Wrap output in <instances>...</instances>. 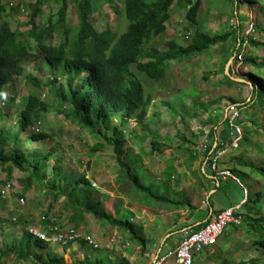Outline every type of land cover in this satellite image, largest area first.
<instances>
[{"label": "rangeland", "instance_id": "1", "mask_svg": "<svg viewBox=\"0 0 264 264\" xmlns=\"http://www.w3.org/2000/svg\"><path fill=\"white\" fill-rule=\"evenodd\" d=\"M35 1L2 0L6 7L5 13L2 15L3 19L8 20L11 28L17 31L30 29V26L27 25L30 13L27 3ZM73 1L67 0L65 16V21L70 26V37L74 35L77 29V17L74 12ZM188 1L175 0L172 3L171 18L167 22V30L151 43L152 46L165 49L167 41L171 38H175L176 41L183 44L190 41L191 32L196 25L190 23L186 18V13L196 0H192L191 3ZM201 2L202 5L198 17L203 24L202 29L211 34L229 33L227 40L212 46L206 52L194 56L191 60L179 63L170 62L166 77L162 81L153 82L145 76L139 75L145 92L150 93L152 96L146 120L141 123L130 120L127 126L115 135H113V129H111L115 124H112L109 129L101 127L106 136L119 137L125 140L126 143L123 149L127 153L126 161L129 162L133 171L144 180L143 183L150 186L156 193L160 192L161 195L165 196L167 194L163 188V183L168 185L180 183L177 172H183V169L177 171V167L187 166V170L190 171V148L192 144L199 140L196 127H201L199 130L200 134L204 132L203 127L210 128V122L207 119L209 118L208 115L213 113V109L210 107L209 110H206V114L205 112L200 114L201 108L198 106L196 97L201 98V100L204 99L203 101L206 102L221 93L216 90L220 81L215 80L222 74L225 77L228 76L226 74V66L237 51L238 26L241 33L246 28V13L249 8L246 3L240 4L237 9L234 0H201ZM255 2L251 4V7L258 16V18H255L256 30L244 50L240 74H251L264 79L263 69H257L244 62L245 57L249 56L255 57L258 61L264 58V0H255ZM11 3L19 5L20 8L24 7L25 11L20 10L21 13H15V6L11 7ZM60 3L61 0L45 2L42 5L43 11L38 16L37 22L41 26H46L49 20L56 24V12ZM94 5L95 10L89 16V20H91L97 30L101 31L109 26V28L120 33L125 29L127 21L122 12V3L119 0H114L112 4L107 0H95ZM26 39L34 44L32 39L28 37ZM62 39V30L59 25H56L49 42L56 45ZM251 41L261 44L254 45ZM224 66L223 73L221 70V73L217 72L220 67L224 68ZM231 67L236 72L237 64L234 60ZM24 68V75L21 77L15 76L14 81L7 85V90L0 96V110H2L0 127L4 128L3 136L9 142L6 147V155L11 154L14 147L13 137L19 129L21 108H24L28 95L35 93L34 86L26 82V76L31 74L40 82L50 80L52 77L48 65L38 56L34 49L26 56ZM86 75L87 73H83L80 77H77L72 86H76L79 83V79L86 77ZM251 75L249 76L250 78ZM67 78L60 77L59 81H57V83L61 84L63 90L67 86V82H65ZM244 78L245 76L241 77L242 80H246ZM243 83L248 97H251L249 104H245L241 112L240 121L243 127V139L240 146L235 151H232V154L229 153L223 157L222 161L229 158L225 163L229 165L232 172H237L238 170V172L242 171L247 174L245 177L242 175H238V177L247 188V194H249L248 196L251 197L252 201L239 210V214L243 218L242 225L239 227L245 231L238 234L235 231L233 239H231L235 225L229 224L226 227V232L220 235V239L223 238V240L230 243L231 246L227 247V252L231 254L230 259L233 262L243 261L244 263L250 262V264H264V247L260 244L258 245V242H264V178L253 168V166L264 167V95L260 94L257 88L250 90L251 86L245 81ZM51 87L46 84L38 93L41 95L42 100L49 105V112L47 111L41 119V132L48 134L50 137L46 140H29V137L35 133L32 131V128L36 125L34 124L20 135L18 144H16L20 151L24 152L30 161L33 162L38 159L42 162L41 172L46 173L55 184H58L57 181H60L59 179L62 180L64 177L70 181L71 178L74 180L84 174L85 171L95 169V173L98 174L102 168L108 167L105 171H111L114 173L113 175L100 176L101 181L97 178L89 180L96 181V185H93L92 182V186L98 190L96 194L98 199H101L102 196L110 195L109 191H112L116 195H120V197L122 195L126 196L127 201H134L137 204L144 202L145 205L166 207L164 203H157L147 198L144 193L134 189L125 180L124 172L116 162L114 148L107 142L104 135L94 134L88 128H83L60 115L62 105L57 100ZM239 87L241 88L240 85L237 88ZM21 99L22 101L19 103ZM238 99L239 101L243 100L242 97ZM18 104L19 106H17ZM194 107L198 109H194ZM247 108H249V112ZM48 114H50V117H47ZM221 115L222 113L219 114L218 120L222 119ZM245 115L248 116V122L244 124V120L247 121L244 118ZM52 132H55L56 136L51 135ZM153 139L159 143L158 149L152 147L151 140ZM1 147L2 145L0 144ZM50 151H52L51 159L45 162L41 154L47 155ZM56 161L57 168L54 169L53 163ZM137 161L143 162L150 170L155 168L156 171H160L161 180L159 185L155 180L156 172L155 178L153 175L144 177ZM10 165L9 163H0V186L6 181H11L13 184L11 192L7 196L8 198L6 197L5 199V197L0 195V200L5 201L0 203V249L3 252L0 255V264H41L38 257L40 254L43 255V253H41L40 248L35 246L33 248L32 239L26 235V226L30 223L38 224L39 218L44 214L45 209L49 214H52L48 208L51 203H54V208L56 209L62 206V211H64L62 201L64 199H62V196H55V190L45 180L34 179L32 184L27 183L28 171H21L16 167L6 170V167ZM158 166L160 167L159 170ZM222 167H225L223 163ZM194 173L198 174L197 171ZM172 174L175 175V178H169ZM182 174L184 175V173ZM199 174V179H204L202 173L200 172ZM206 174L211 175L212 173L207 169ZM184 179L185 177H180V180L183 181ZM204 180L205 182L209 181L207 179ZM220 181L221 187L216 188L211 185V188H216L217 190V193L210 200L211 203L228 208L243 200L245 193L234 181L230 179L227 182L222 179ZM78 185L82 186L81 184ZM84 187L81 188L83 189ZM79 188L77 187V189ZM178 192L175 191L176 196ZM256 194L259 195V201H257ZM21 197L25 199L24 203L20 202ZM122 204L123 207L119 210V216L130 219L131 212L128 211V207H125L124 202ZM107 206L113 209V205L109 201H107ZM14 216L18 218L17 221H13L12 218ZM83 217H87V223H94L97 220L92 214H84ZM66 219L67 216L64 215L59 218L64 225H70ZM97 221L105 222L107 225L110 224L106 220ZM159 222V219L155 217L154 225H151V228L156 229L155 226ZM241 228L238 229L242 230ZM122 230L129 236L131 246H136L130 238L129 232ZM146 231L147 229L143 231L144 235ZM153 231L147 234L149 243H151L152 237H156L159 234L157 232L158 229L155 231V235H153ZM29 239L31 240L30 248L27 244ZM102 246L103 244H101ZM89 251L91 249L88 248L83 249L82 253L80 250L79 252H68L66 250L63 258L66 264H76L84 260L85 257H87L88 261L97 262L95 257L100 255V250L93 251V260L91 256L88 258V254H91ZM44 260L47 261V258L45 257ZM107 263H111V260H108Z\"/></svg>", "mask_w": 264, "mask_h": 264}, {"label": "trees", "instance_id": "2", "mask_svg": "<svg viewBox=\"0 0 264 264\" xmlns=\"http://www.w3.org/2000/svg\"><path fill=\"white\" fill-rule=\"evenodd\" d=\"M47 1L49 0L28 2L27 7L30 9V13L27 25L30 26V29L17 31L11 28L8 20L3 19L2 15H4L6 7L0 0V96L7 90V85L14 81L15 76L21 77L24 75L25 58L33 49L48 65L49 72L52 75L50 80H43L42 82L31 74L26 76V82L34 86L35 93L28 95L27 102L20 112L19 129L14 134V147L9 155L5 154L9 142L3 136L4 128L0 127V144L2 145L0 148V163L11 164L6 167V170L16 167L21 171H28L27 183L32 184L34 179L45 180L47 184H51L53 190L64 195L63 210L69 215L71 226L78 228L79 220L83 218V215L92 214L98 220H106L111 225L119 226L129 232L130 238L136 246L144 249L146 239L142 227L129 218H117L107 211L102 200L96 196L98 190L92 186V182L85 177V174H81L74 180L71 178L70 181L64 177L63 184L60 181L55 184L46 173L41 172L43 163L38 159L33 162L30 161L16 144H18L20 135L26 132L30 126L41 121L43 115L48 111V103L42 100L41 95L38 94L48 84L52 86L51 88H53L57 100L62 105L60 115L64 119L73 121L83 128H88L94 134L104 135L107 142L114 148L116 162L123 170L125 180L134 189L144 193L147 198L157 203H164L165 206L192 208L188 198L184 197L182 201H174L156 193L150 186L142 183L140 177L126 161V154L123 149L126 143L125 140L119 137L106 136L101 127L109 129L112 124H115L111 127L113 135H115L122 131L130 120L138 123L144 122L152 96L150 93L145 92L139 75H143L153 82L162 81L166 77L170 62L179 63L191 60L194 56L204 53L212 46L227 40L229 33L211 34L203 30V24L198 17L202 2L196 0L186 13V18L190 23L196 25L191 32L190 41L183 44L176 41L175 38H171L167 41L165 49H159L152 46L151 43L167 30V22L171 18L172 3L175 0H119L122 3V12L127 21L125 29L120 33L109 28V26L101 31L93 26L89 16L95 10V0H74L77 29L74 35L70 37V26L65 21L67 0H61L56 12V24L49 20L46 26H41L37 22L38 16L43 11L42 5ZM107 1L111 4L114 2V0ZM234 1L237 9L240 4L246 3L251 7V4L256 3L255 0ZM188 2L191 3L192 0ZM251 9L253 10L252 7ZM20 10L19 5L15 6V13H21ZM56 25L60 26L63 39L55 45L49 40L52 38ZM27 37L32 39L34 44L27 40ZM251 43L254 45L261 44L254 41H251ZM244 62L257 69L264 70V58L258 61L255 57L249 56L245 57ZM83 73H87L86 77L80 78L79 83L72 86L75 79ZM231 75L230 68L229 76L226 78L230 83H233L230 79ZM60 77H68L65 80L67 82L65 90L62 89L60 83H57ZM251 83L257 86L260 94L264 95L263 78L251 75ZM1 116L2 110H0ZM227 129V122L224 121L222 138L228 137ZM214 131V127L211 128V138L214 136ZM51 135L56 136L54 132ZM49 137L44 132L33 133L29 140H46ZM151 144L154 149H158L160 146L155 139L151 140ZM51 152L47 155L41 154L45 162L51 159ZM56 164L57 161L53 164L54 169L57 168ZM253 168L264 178L263 166H253ZM237 175L242 174L239 171ZM219 182L221 181L219 180ZM77 187L80 188L77 189ZM258 196L257 201L260 200ZM251 201V197H248L243 206ZM203 223L193 228L197 229ZM26 235L32 239V246L40 248L41 251L50 246L49 243L34 238L27 231ZM30 239L27 243L29 248L31 245ZM259 244L264 247V242H258ZM68 246L70 245L65 247ZM81 247H83V244H81ZM2 254L3 252L0 249V255ZM44 258L43 255L38 257L41 264H66L63 257L48 256L47 261ZM86 258L76 264H99L89 262ZM115 264L129 263L121 259ZM239 264H250V262L244 263L241 261Z\"/></svg>", "mask_w": 264, "mask_h": 264}, {"label": "crops", "instance_id": "3", "mask_svg": "<svg viewBox=\"0 0 264 264\" xmlns=\"http://www.w3.org/2000/svg\"><path fill=\"white\" fill-rule=\"evenodd\" d=\"M236 3V2H235ZM251 8V7H250ZM255 14V18L258 16ZM256 22V21H255ZM238 31H240L239 26H238ZM235 58V55H234ZM235 63L238 66V63L236 60H234ZM229 63V62H228ZM233 64V62H232ZM228 65V64H227ZM243 65V64H242ZM242 65L239 67L238 70L235 69L233 70L231 68L232 75L230 76V79L233 81V83H230V81L222 74V76H219L216 78L215 81H220L219 82V87L216 88L217 91L221 92L219 95H217L215 98L210 99L206 102H204L201 98L196 97V100L198 102V106L200 109V114L202 112L207 113L206 110H209L210 107L213 109V113H211L207 121L210 122L209 129L207 127L204 128V132L202 135H205L209 137L211 140L210 136V130L211 128L214 127V135H222V131L224 129V119H225V112L226 108L230 105L238 104L240 105H247L249 104V101L251 100V97L249 98L247 95V91L245 89V85L243 81L251 82V78L249 75H245L243 73L240 74V69H242ZM233 66V65H232ZM36 67V65H35ZM229 68V70H230ZM224 68H219L217 72L221 73L220 70L224 71ZM242 71V70H241ZM264 71V70H263ZM227 74V73H226ZM229 76V75H228ZM245 76L244 79L242 80L241 77ZM238 78V79H237ZM224 79V81H222ZM241 79V80H240ZM13 82V81H12ZM249 84V83H248ZM241 86V88H237L238 86ZM237 86V87H236ZM250 90H252V87H250ZM239 97H242L243 100L239 101ZM249 99V101H248ZM22 101V99L19 101V103ZM19 106V104L17 105ZM252 106V105H251ZM13 108V107H12ZM205 108V109H203ZM23 108H21L22 111ZM194 109H198L197 107H194ZM248 112H249V108ZM49 112V110H48ZM242 112V109H241ZM247 112V113H248ZM222 113V119L218 120L219 114ZM220 116V117H221ZM47 117H50V114H48ZM248 116H244V118L247 120ZM147 118V117H146ZM247 121L244 120V124L247 123ZM55 133V132H54ZM195 133V132H194ZM196 134V133H195ZM198 134V133H197ZM196 134V135H197ZM199 136V134L197 135ZM214 138V136H213ZM194 144H192L190 148V160L191 163L190 165V171L187 170V166H182V168L177 167V171L180 169H183V172H177L178 174V180L180 183H173V184H167L163 183V188L165 190V193L167 194V198L174 200V201H180L184 197L188 198L191 202V207H184V208H178L177 206H152L145 205V203L137 204L134 201H127V197L123 196L120 197V195H116L115 192L109 191L110 195H105L104 197L102 196L101 200L104 204V207L107 211L111 212L115 217L121 218L119 216V210L122 209L123 207L122 202L125 203V207H128V211L131 212V217L130 219L140 225L142 227V231H145L147 229L146 234L144 235L146 239V246L144 249H141L139 246H131L129 236L127 233H125L119 226H113L111 224L107 225L105 222H98L97 220L94 223H87V217L86 218H81L79 220V227L78 229L85 232L89 233L95 236V238L98 240L100 244H103V246L99 249L100 250V255L98 257H95V260L99 264H115L121 259H124L128 261L129 264H146L148 262V259L143 256L145 252H149L151 250H154L156 248H161L162 251H167V250H172L173 248L176 247L177 243L179 242L180 239V233H182V230L184 228H190L197 226L203 222H205L210 216L215 215L219 213L220 211L226 209L224 207L217 206L213 203H211V198H213V195L217 193L216 188L221 187V183L219 180H217L213 174V172L204 165L203 158L199 156H193L192 155V147ZM133 151V148H132ZM136 153V152H134ZM125 154H127L125 152ZM232 154V153H231ZM229 158H227L228 160ZM227 160H223V164L226 168H229V165H227ZM138 166L140 167L143 176L146 177L147 175H153L155 178V172H156V183L159 185L160 184V171H156L155 168H150L146 167L145 164L141 161H137ZM129 164V162H127ZM54 164V163H53ZM143 164V165H142ZM130 165V164H129ZM244 166V165H243ZM106 168H102L100 172L97 174L95 173V169H91L89 171H85V177L89 180L97 178L99 181H101L102 176L106 175H113V172H107L105 171ZM160 167L158 166V170ZM209 169L211 171V175L206 174V170ZM232 170V169H231ZM195 171L198 172V174L194 173ZM234 171V170H233ZM117 172V171H116ZM135 172V171H134ZM202 173L204 179L209 180L208 182H205L204 179L200 178L199 179V173ZM235 175L238 176V170L237 172L234 171ZM184 173V175L182 174ZM243 177H245L247 174L245 172L240 171ZM196 174V175H195ZM101 176V177H100ZM180 177H185V179L182 181L180 180ZM169 178H175V175L172 174L171 177ZM96 179V180H97ZM163 179V178H162ZM165 179V178H164ZM168 179V178H167ZM61 184L64 182V178L61 180L59 179ZM140 181L143 183L144 180L140 178ZM229 181V180H228ZM232 181V180H231ZM91 182H96V181H91ZM227 182V181H226ZM145 184V183H144ZM211 185H214L216 188H211ZM175 191H179L178 195H175ZM160 194V192H157ZM161 195V194H160ZM249 194L246 196L244 195L243 200L236 204L235 206L241 205V209L244 207L243 203L247 200ZM55 196H62V199H64V195H61L55 191ZM165 196V195H164ZM108 199V200H104ZM63 201V200H62ZM107 201L111 202L113 205V209L110 206H107ZM5 202V201H1ZM7 202V201H6ZM1 206V205H0ZM233 206V207H235ZM48 207V206H47ZM49 210L51 211L52 215H55L57 218L67 216V221L69 223V216L62 211V206L59 207V209L54 208V203L49 204ZM115 210V211H114ZM158 212V214H156ZM140 213V215H139ZM84 216V215H83ZM155 217L159 219V223L155 226V228H151V225H154L153 222L155 220ZM84 223V224H83ZM70 224V223H69ZM71 225V224H70ZM88 225V226H87ZM82 227V228H81ZM151 228V229H150ZM241 228L239 226H235L233 233L231 235V239H233V234L236 231V234L238 233H243L245 230L238 229ZM158 229L157 232L159 234L155 237H152L150 240L151 243H149V239L147 238V234L152 232L154 230L153 235H155V231ZM161 230V233H160ZM223 231V233H225ZM222 233V234H223ZM221 234V235H222ZM109 238V239H108ZM112 239H114V242H112ZM240 242V240H239ZM82 243L78 244H72L68 247H62L57 245H50L46 250L41 251L43 253L44 257L48 258V256L51 257H63L65 254V251H81L83 252V249H86V247H81ZM150 244V245H149ZM228 246H231L230 243L226 242V240H223V238L220 239V237L217 240V244L212 247H205L202 249L201 252L197 253L195 255V260L194 264H239L241 261H238V263L233 262L230 258L231 254L228 251ZM34 248V247H33ZM37 248V247H36ZM75 249V250H74ZM91 254H88L89 256L92 257V260L94 259V256H92L93 251H89ZM41 255V254H40ZM108 260H111V263H107ZM91 262V261H89ZM96 263V262H92Z\"/></svg>", "mask_w": 264, "mask_h": 264}, {"label": "built area", "instance_id": "4", "mask_svg": "<svg viewBox=\"0 0 264 264\" xmlns=\"http://www.w3.org/2000/svg\"><path fill=\"white\" fill-rule=\"evenodd\" d=\"M10 6H18L11 3ZM25 11L24 7L20 8ZM28 14V13H27ZM246 28L243 33L238 31L237 35V51L235 52L236 62L238 63L237 70L243 64V53L246 45L252 39L256 30L255 14L249 7L246 13ZM257 88L252 85V90ZM258 89V88H257ZM249 101V99H248ZM250 102V101H249ZM244 105H230L226 108L225 119L228 125V137L222 138L219 135H214V138L209 139L208 135L200 134V126L196 127V133L199 134V140L192 147L193 156H201L204 165L207 166L214 174L217 180L223 181L232 180L240 188L243 189L246 196L248 191L238 178L229 168L222 167V159L232 151H235L240 146L243 139V127L241 120V109ZM42 121H38L32 128L35 133L41 132ZM204 131V128H203ZM93 185H96L93 182ZM13 184L11 181H6L0 186V195L6 197L11 192ZM8 198V197H7ZM20 202L24 203L25 199L20 198ZM242 205V203H241ZM241 205L226 208L219 213L210 216L203 225L197 229L193 227L184 228L180 233V239L176 247L172 250L162 251L161 248H156L149 252H145L143 256L148 259L146 264H194L195 255L202 251L205 247L215 246L217 240L229 224L236 226L242 225L243 218L239 214ZM13 221H17L14 216ZM26 231L34 238L43 240L50 245L65 247L71 244L82 243L84 247L92 251H98L101 244L94 235L85 233L71 225H64L59 218L51 215L45 209L43 215L39 218V223H30L26 226ZM114 242V239H112Z\"/></svg>", "mask_w": 264, "mask_h": 264}, {"label": "water", "instance_id": "5", "mask_svg": "<svg viewBox=\"0 0 264 264\" xmlns=\"http://www.w3.org/2000/svg\"><path fill=\"white\" fill-rule=\"evenodd\" d=\"M233 60H234V56L231 57V60L229 61L228 65L226 66V73H227V75H229V68H230ZM245 83H249V85L252 87V83L251 82H245Z\"/></svg>", "mask_w": 264, "mask_h": 264}, {"label": "clouds", "instance_id": "6", "mask_svg": "<svg viewBox=\"0 0 264 264\" xmlns=\"http://www.w3.org/2000/svg\"><path fill=\"white\" fill-rule=\"evenodd\" d=\"M41 133V132H40Z\"/></svg>", "mask_w": 264, "mask_h": 264}]
</instances>
